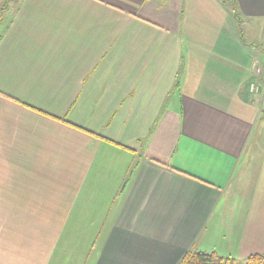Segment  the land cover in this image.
Segmentation results:
<instances>
[{
  "label": "crops",
  "instance_id": "1",
  "mask_svg": "<svg viewBox=\"0 0 264 264\" xmlns=\"http://www.w3.org/2000/svg\"><path fill=\"white\" fill-rule=\"evenodd\" d=\"M0 31V264L264 255V0H4Z\"/></svg>",
  "mask_w": 264,
  "mask_h": 264
},
{
  "label": "trees",
  "instance_id": "2",
  "mask_svg": "<svg viewBox=\"0 0 264 264\" xmlns=\"http://www.w3.org/2000/svg\"><path fill=\"white\" fill-rule=\"evenodd\" d=\"M226 3V0H221ZM177 264H240L239 261L222 257L215 252L188 251ZM243 264H264V255H250Z\"/></svg>",
  "mask_w": 264,
  "mask_h": 264
},
{
  "label": "built area",
  "instance_id": "3",
  "mask_svg": "<svg viewBox=\"0 0 264 264\" xmlns=\"http://www.w3.org/2000/svg\"><path fill=\"white\" fill-rule=\"evenodd\" d=\"M262 43L264 45V33H263V37H262ZM262 66H259L257 69H256V74L258 77L262 78ZM250 91L251 93H258L260 91V88H259V85L257 84H252L251 85V88H250Z\"/></svg>",
  "mask_w": 264,
  "mask_h": 264
},
{
  "label": "rangeland",
  "instance_id": "4",
  "mask_svg": "<svg viewBox=\"0 0 264 264\" xmlns=\"http://www.w3.org/2000/svg\"><path fill=\"white\" fill-rule=\"evenodd\" d=\"M1 1H4V0H0V2H1ZM246 27H247V26H243V31H244V33H246V31H247ZM0 32H1V31H0ZM262 37H263V36H262ZM243 263H244V262L240 261V264H243Z\"/></svg>",
  "mask_w": 264,
  "mask_h": 264
}]
</instances>
